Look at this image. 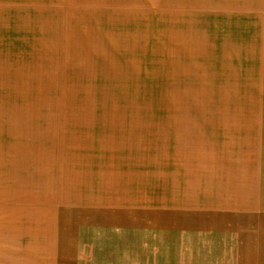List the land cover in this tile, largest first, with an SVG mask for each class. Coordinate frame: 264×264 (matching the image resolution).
I'll use <instances>...</instances> for the list:
<instances>
[{"label": "rangeland", "instance_id": "374dc122", "mask_svg": "<svg viewBox=\"0 0 264 264\" xmlns=\"http://www.w3.org/2000/svg\"><path fill=\"white\" fill-rule=\"evenodd\" d=\"M226 217L264 232V0H0V264H225Z\"/></svg>", "mask_w": 264, "mask_h": 264}, {"label": "crops", "instance_id": "0c3cea01", "mask_svg": "<svg viewBox=\"0 0 264 264\" xmlns=\"http://www.w3.org/2000/svg\"><path fill=\"white\" fill-rule=\"evenodd\" d=\"M232 222V219L226 217L223 225L217 227L216 230H211L215 232L214 245L219 250L220 256H223L225 264L228 261L231 264H264V232L257 234L259 231L256 230V235L247 236L244 240L218 241L217 232L225 231L232 225ZM253 228L258 229V227Z\"/></svg>", "mask_w": 264, "mask_h": 264}]
</instances>
